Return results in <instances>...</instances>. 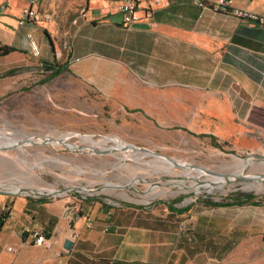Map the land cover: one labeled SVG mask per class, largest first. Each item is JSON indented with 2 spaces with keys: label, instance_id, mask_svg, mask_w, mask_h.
<instances>
[{
  "label": "crops",
  "instance_id": "obj_1",
  "mask_svg": "<svg viewBox=\"0 0 264 264\" xmlns=\"http://www.w3.org/2000/svg\"><path fill=\"white\" fill-rule=\"evenodd\" d=\"M214 1L139 0L140 19L124 27L119 0H80L87 19L75 22L81 8L59 33L49 14L25 17L28 0H0V48H13L0 55V97L22 88L25 67L68 60L129 125L150 133L155 118L164 132L264 150V27L213 10ZM231 4L264 15V0ZM199 201L176 211L168 203L0 189V264H264V202ZM34 227L47 244L33 243Z\"/></svg>",
  "mask_w": 264,
  "mask_h": 264
},
{
  "label": "rangeland",
  "instance_id": "obj_2",
  "mask_svg": "<svg viewBox=\"0 0 264 264\" xmlns=\"http://www.w3.org/2000/svg\"><path fill=\"white\" fill-rule=\"evenodd\" d=\"M80 6V0H44L42 14L50 15L49 23L60 33L84 8ZM65 46L63 52L70 46L68 36ZM53 64L25 67L22 88L10 89L0 97V131L5 134L1 144L72 133L92 134L97 141L116 136L125 144L145 146L178 162L215 172L264 174V150L221 148L193 133L177 129L164 132L155 118L150 120L154 131L148 133L142 127L145 124L129 125L126 112L87 88L76 65H69L68 60ZM67 140L83 149L50 142L0 149V189L16 192L18 186L20 191L29 192L67 191L119 203H168L176 209L199 200L231 202L247 196L264 202V179L227 180L196 168L172 165L142 150L113 149L116 143L112 139L104 144L90 143L77 135ZM248 160L251 163L241 168L240 162Z\"/></svg>",
  "mask_w": 264,
  "mask_h": 264
},
{
  "label": "built area",
  "instance_id": "obj_3",
  "mask_svg": "<svg viewBox=\"0 0 264 264\" xmlns=\"http://www.w3.org/2000/svg\"><path fill=\"white\" fill-rule=\"evenodd\" d=\"M28 3L29 8L26 11L25 17L33 21H41L44 16L42 13H39V0H28ZM231 3L232 0H216L210 3L209 6L213 10L230 13L252 24L264 27V15L251 11L249 9L233 7ZM4 8L5 5L1 3L0 10ZM118 11L120 12L122 17V26L129 27L131 24L137 22L140 19V16L138 15L139 0H119ZM86 19L87 11L84 8V10L81 11L79 15H77L75 22ZM23 21L24 18L20 20L21 23ZM63 48H67V46H65V42ZM0 213H2L1 210ZM28 231L29 235L33 238L34 244L45 245L48 243L49 238L39 228L34 227L29 229Z\"/></svg>",
  "mask_w": 264,
  "mask_h": 264
},
{
  "label": "water",
  "instance_id": "obj_4",
  "mask_svg": "<svg viewBox=\"0 0 264 264\" xmlns=\"http://www.w3.org/2000/svg\"><path fill=\"white\" fill-rule=\"evenodd\" d=\"M89 135H92V134H89ZM55 141H60V139L51 138V137H44L42 141H34V140L30 141L29 139L19 140L17 143H12V144H1L0 143V149L7 150V149H10V148L18 147V146H21V145H24V144H28V143L41 144V143H49V142L53 143ZM65 146L68 147V148H72V149H83V146L79 147V146H76V145H74L72 143H71L70 146H68V145H65ZM125 147L134 148L136 150H142V151H144V152H146L148 154H152V155L161 157L162 159H164L168 163H170L172 165H175V166L196 168L198 170H202L204 172H208V173H210L212 175H216L218 177H222V178H225L227 180H229V176L232 175V174H227V173L215 172V171L209 170V169H207L205 167L196 166V165H193L191 163H181V162L176 161L171 156H168V155L162 154L160 152L154 151V150H152L150 148H147L145 146H137L134 143H126ZM105 151H107V150H105ZM253 155H258V154L253 153ZM235 178L236 179H241V180H259V179H264V174H262V175H243V174H238L237 173V174H235ZM71 246H72L71 240H69V239L65 240L64 248L65 249H70Z\"/></svg>",
  "mask_w": 264,
  "mask_h": 264
},
{
  "label": "bare ground",
  "instance_id": "obj_5",
  "mask_svg": "<svg viewBox=\"0 0 264 264\" xmlns=\"http://www.w3.org/2000/svg\"><path fill=\"white\" fill-rule=\"evenodd\" d=\"M77 135V137L79 136L80 137V139H82V140H84V141H87V142H90V143H94V144H104L106 141H108V140H113V141H115V146L114 147H112L113 149H118V148H121V149H123V148H125V143L124 142H122L118 137H106V136H104V137H102V139H101V141H97V140H95V139H93L92 138V136L91 135H82V134H76V133H72V134H64V135H61V136H59V137H57V139H60V141H55V142H53V143H63V144H65V145H68V146H70L71 145V143L67 140V138L68 137H71V136H76ZM1 137H5V134H3V132H1L0 131V138ZM18 142V141H17ZM17 142H14V143H17ZM1 143V142H0ZM3 144H5V143H3ZM8 144H12V143H8ZM94 148H95V146H94ZM129 148V147H128ZM130 150H133L134 148H129ZM251 163V160H248V162H245V161H242V162H240V167L241 168H243V167H245V166H248L249 164ZM242 170V169H241ZM235 174H237V173H233L231 176H229L230 178H235ZM238 174H242V173H240V172H238ZM222 180V179H221ZM224 180V179H223ZM221 184H223V183H225L224 181H221L220 182ZM249 185H251V186H253L254 184L253 183H251V184H249ZM20 187H18V186H16L14 189L17 191V190H19L20 191V189H19Z\"/></svg>",
  "mask_w": 264,
  "mask_h": 264
},
{
  "label": "trees",
  "instance_id": "obj_6",
  "mask_svg": "<svg viewBox=\"0 0 264 264\" xmlns=\"http://www.w3.org/2000/svg\"><path fill=\"white\" fill-rule=\"evenodd\" d=\"M13 50L12 47L9 46H3L0 48V55H4L7 54L9 52H11ZM48 65H55V64H51V63H47ZM213 143L218 145L219 147H222V144L216 142L213 138ZM251 196H247L246 198H242V199H238V200H234L231 202H225V201H211V200H207L204 203L207 205H214V206H221V205H228V204H246V203H255L254 201L251 200ZM186 210V208L184 209ZM176 211H181L179 209H177Z\"/></svg>",
  "mask_w": 264,
  "mask_h": 264
}]
</instances>
